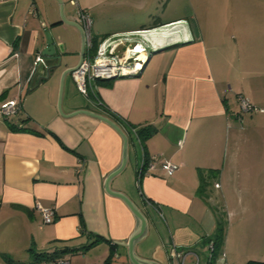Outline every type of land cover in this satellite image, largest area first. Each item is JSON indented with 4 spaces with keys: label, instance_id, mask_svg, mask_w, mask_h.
Listing matches in <instances>:
<instances>
[{
    "label": "crops",
    "instance_id": "0c3cea01",
    "mask_svg": "<svg viewBox=\"0 0 264 264\" xmlns=\"http://www.w3.org/2000/svg\"><path fill=\"white\" fill-rule=\"evenodd\" d=\"M71 1L62 0L68 22L77 12ZM74 1L90 17L94 47L122 37L118 55L136 44L145 49L138 74L95 81L87 97L67 75L61 100L64 115L88 110L127 138L126 164L109 188L146 219L136 257L169 264L170 244L209 251L222 222L215 252L226 264L228 257L264 263V112L239 106L241 96L264 110V0ZM45 31L63 64L48 78L56 61L42 55ZM80 49L56 0H0V106L19 102L15 115H0V264H40L51 255L69 264H131L120 243L138 222L104 189L121 164L123 139L100 120L64 117L57 107L62 72L76 66ZM141 129L153 132L142 137ZM151 156L159 157L155 168L138 177ZM164 161L178 166L172 175ZM211 171L199 195L200 177ZM38 205L55 210L51 224Z\"/></svg>",
    "mask_w": 264,
    "mask_h": 264
},
{
    "label": "built area",
    "instance_id": "2783aa9c",
    "mask_svg": "<svg viewBox=\"0 0 264 264\" xmlns=\"http://www.w3.org/2000/svg\"><path fill=\"white\" fill-rule=\"evenodd\" d=\"M71 4L77 8L75 22L82 29L84 34V47L86 54L82 64L77 70L71 73L72 79L76 85L78 92L87 97L90 91H92V83L95 81L111 80L113 78L130 76L138 74L145 62V57L139 58V54L145 49L139 48L138 44L126 49L121 55L116 52L119 43H122V37L106 38L101 40L97 45L95 52L92 54V37L90 33L91 20L89 15L81 10L77 2L71 1ZM127 38H124L126 40ZM129 40V39H128ZM43 61L42 56H38L34 61V73L37 71L40 63ZM240 109L244 112H264L252 105L247 99L239 97ZM19 109V102L11 100L3 103L0 106V115L4 117H10L17 113ZM131 131L136 135L135 129ZM139 141V139L137 138ZM159 161L158 156H151L149 158H143L141 166L138 168L137 175L142 177L147 175L155 168V163ZM161 168L167 175H172L178 168L177 165L169 162H162ZM218 187V185H216ZM149 203V202H148ZM150 204V203H149ZM41 216L43 224H51L55 219V210L53 208H42L37 206ZM210 255L207 257L205 264H211L213 262L214 246L210 242L208 245ZM222 264H226L225 256L222 255ZM117 255L112 256L111 261H115ZM169 264H187V261H191L193 264H200L199 255L192 251L179 250L174 244H170L168 250ZM40 264H69L66 257L58 256L51 260H43Z\"/></svg>",
    "mask_w": 264,
    "mask_h": 264
},
{
    "label": "water",
    "instance_id": "95a60500",
    "mask_svg": "<svg viewBox=\"0 0 264 264\" xmlns=\"http://www.w3.org/2000/svg\"><path fill=\"white\" fill-rule=\"evenodd\" d=\"M56 1L60 5L59 14H60L61 20L65 24H68V25L74 27L77 30V32L79 33V36L81 38V49H80L78 63L76 64V66H74L72 68L65 69L61 75L60 89H59V96H58V103H57L58 110H59L60 114L64 117H72V116H75L78 114H84V115L90 116L92 118H95L97 120H100V121L104 122L105 124L109 125L110 127H112L123 139V154H122L121 164L114 172L110 173L107 176L105 183H104V189H105V192L107 194L121 199L126 204L128 209L131 211V213L133 214V216L136 218V220L138 222L137 229L130 236V238L127 240V242L125 244H123V242L120 243V244L124 245L127 249V255H128L129 262L131 264H153V263H150V262H147V261H144V260L137 258L135 253H134L135 244L144 236V234L146 232L147 223H146V219H145L144 215L125 195H123L121 193L113 192L109 188V184H110V181L112 180V178H114L116 175H118L122 171V169L124 168V166L126 164V160H127V138H126V136L124 135V133L121 131V129L113 121L109 120L108 118H106L104 116L95 114V113L90 112L88 110H78L76 112H73L72 114L64 115L60 109L64 79L67 75H70L72 72L77 70L79 68V66L82 64L83 59H84L85 50H84V34H83L82 29L78 26V24L75 21L74 22H68L64 19L63 14H62V2L60 0H56ZM44 35L46 38V47L42 51V55L48 59H52V60L56 61V64H54L51 68H48L46 71L47 72L46 78H48L50 69L60 68L63 64H62V56L61 55H55V46L52 42V39H51L49 32L45 31ZM113 242H115V241H113ZM116 243H118V242H116Z\"/></svg>",
    "mask_w": 264,
    "mask_h": 264
},
{
    "label": "trees",
    "instance_id": "16d2710c",
    "mask_svg": "<svg viewBox=\"0 0 264 264\" xmlns=\"http://www.w3.org/2000/svg\"><path fill=\"white\" fill-rule=\"evenodd\" d=\"M94 42L92 41V50L95 52V48L96 47H94V44H93ZM153 131L152 130H149V129H141V130H139L138 131V134L140 135V136H142V137H146V136H148L149 134H151ZM216 174V172L215 171H211L210 172V174H209V176H208V178H203V177H200V180H199V186H198V191H197V193L199 194V195H201L205 190H206V188L208 187V185H209V182H208V180L213 176V175H215ZM222 237H223V224H222V222H220L219 224H218V228H217V231H216V233L210 238V242L213 244V246H214V251H213V254L215 253V248H217V247H220V245H221V242H222ZM55 257H58L57 255H55V256H53V255H51V256H49V257H45V259L44 260H51V259H53V258H55ZM4 259L6 260V261H9V262H12V260L10 259V257H8V256H5L4 255ZM110 259V258H109ZM212 260H213V257H212ZM211 264H213V262H211ZM247 264H264V263H260V262H254V261H248L247 262Z\"/></svg>",
    "mask_w": 264,
    "mask_h": 264
},
{
    "label": "rangeland",
    "instance_id": "374dc122",
    "mask_svg": "<svg viewBox=\"0 0 264 264\" xmlns=\"http://www.w3.org/2000/svg\"><path fill=\"white\" fill-rule=\"evenodd\" d=\"M61 2H62V0H60ZM205 2H209L210 1V3H211V1L212 0H204ZM185 2H186V0H185ZM221 2H222V0H221ZM67 4V6H69V4L68 3H66ZM205 4V3H204ZM63 6H64V4H63V2H62V11H63ZM220 6V5H219ZM59 7H60V5H59ZM202 8H200V11H203V10H201ZM231 35V34H230ZM233 36H231L232 38H234V37H236V36H234V34H232ZM231 39V38H230ZM256 46V45H255ZM254 55H255V53H254ZM225 58H227V56L225 57ZM250 61H252V62H254V58H253V56L250 58ZM255 63V62H254ZM74 94H76V96H77V98H82V96L78 93V92H76V90L74 91ZM60 109H61V111H62V102H61V107H60ZM225 226L227 227V223L225 222ZM226 227H225V231H226ZM216 249H218V247L216 248ZM195 253H197L198 255H199V258H200V264H205V262L207 261L206 259H207V257H209V255H210V252L206 249V248H202V249H198V251L197 252H195ZM223 252H218V250H216V252L213 254V264H222V258H223ZM232 261H230V259H229V257L227 258V264H247V261L246 262H244V263H241V262H232ZM187 264H193V263H191V261L189 260V261H187Z\"/></svg>",
    "mask_w": 264,
    "mask_h": 264
},
{
    "label": "bare ground",
    "instance_id": "6f19581e",
    "mask_svg": "<svg viewBox=\"0 0 264 264\" xmlns=\"http://www.w3.org/2000/svg\"><path fill=\"white\" fill-rule=\"evenodd\" d=\"M143 56H141V58H142Z\"/></svg>",
    "mask_w": 264,
    "mask_h": 264
}]
</instances>
